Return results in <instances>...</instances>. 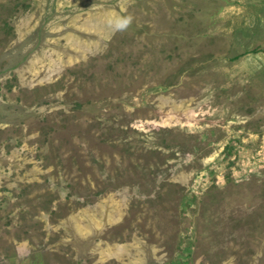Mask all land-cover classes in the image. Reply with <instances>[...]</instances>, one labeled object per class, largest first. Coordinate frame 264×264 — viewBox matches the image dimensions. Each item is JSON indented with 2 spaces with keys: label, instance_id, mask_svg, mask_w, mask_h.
<instances>
[{
  "label": "rangeland",
  "instance_id": "rangeland-1",
  "mask_svg": "<svg viewBox=\"0 0 264 264\" xmlns=\"http://www.w3.org/2000/svg\"><path fill=\"white\" fill-rule=\"evenodd\" d=\"M0 264H264V0H0Z\"/></svg>",
  "mask_w": 264,
  "mask_h": 264
}]
</instances>
